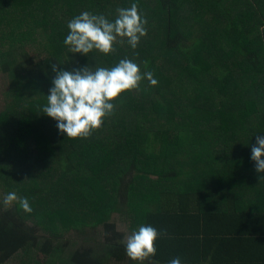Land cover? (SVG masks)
Instances as JSON below:
<instances>
[{
  "label": "trees",
  "instance_id": "1",
  "mask_svg": "<svg viewBox=\"0 0 264 264\" xmlns=\"http://www.w3.org/2000/svg\"><path fill=\"white\" fill-rule=\"evenodd\" d=\"M133 3L147 19L135 49L118 37L114 52L65 66L70 20L88 11L114 22ZM125 58L158 84L122 93L88 138L60 133L41 110L52 65L94 71ZM258 135L264 0H0V264H137L121 241L141 224L167 230L152 258L164 264L220 225L257 230ZM9 192L33 211L4 206Z\"/></svg>",
  "mask_w": 264,
  "mask_h": 264
},
{
  "label": "clouds",
  "instance_id": "2",
  "mask_svg": "<svg viewBox=\"0 0 264 264\" xmlns=\"http://www.w3.org/2000/svg\"><path fill=\"white\" fill-rule=\"evenodd\" d=\"M118 15L110 22L104 15H96L88 11L80 13L68 22L69 33L63 43L71 53L87 56L94 49L103 54L115 51L113 45L117 38H127V43L135 49L142 37L147 35V19L143 17L137 3L128 8H117ZM123 41L121 40V43ZM147 68L148 61H144ZM55 78L53 87L49 89L47 104L42 106L44 115L57 121L60 133L68 139L88 138L94 130L99 129L106 116L115 111L116 101L122 93L139 89L140 82L147 79L151 86L158 80L152 71L141 74L138 64L127 58L121 59L114 67L78 68L74 71L58 70L53 64ZM256 146L251 148V159L255 162L257 173L264 174V136H256ZM14 202L25 213L33 209L26 197H18L15 192L7 193L3 205L10 206ZM168 236L167 230L141 224L121 243L125 246L126 256L137 264H159L152 258L156 256V241ZM168 264H181L179 257L172 258Z\"/></svg>",
  "mask_w": 264,
  "mask_h": 264
},
{
  "label": "crops",
  "instance_id": "3",
  "mask_svg": "<svg viewBox=\"0 0 264 264\" xmlns=\"http://www.w3.org/2000/svg\"><path fill=\"white\" fill-rule=\"evenodd\" d=\"M226 231L241 234L224 235ZM197 244L195 248L191 242L176 245L174 258L179 257L181 264H264V224L257 230L248 226L228 230L220 225L212 228L209 236Z\"/></svg>",
  "mask_w": 264,
  "mask_h": 264
},
{
  "label": "rangeland",
  "instance_id": "4",
  "mask_svg": "<svg viewBox=\"0 0 264 264\" xmlns=\"http://www.w3.org/2000/svg\"><path fill=\"white\" fill-rule=\"evenodd\" d=\"M66 54H67V59H66L67 64L65 66L73 67L79 63V59L76 53H71L70 51H68Z\"/></svg>",
  "mask_w": 264,
  "mask_h": 264
}]
</instances>
